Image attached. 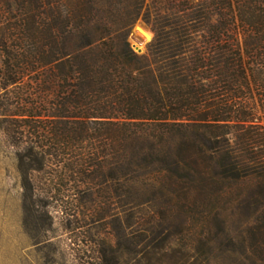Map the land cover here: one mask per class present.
<instances>
[{"label": "trees", "instance_id": "obj_1", "mask_svg": "<svg viewBox=\"0 0 264 264\" xmlns=\"http://www.w3.org/2000/svg\"><path fill=\"white\" fill-rule=\"evenodd\" d=\"M0 117L86 154L106 198L161 203L155 254L264 264V0H0Z\"/></svg>", "mask_w": 264, "mask_h": 264}, {"label": "rangeland", "instance_id": "obj_2", "mask_svg": "<svg viewBox=\"0 0 264 264\" xmlns=\"http://www.w3.org/2000/svg\"><path fill=\"white\" fill-rule=\"evenodd\" d=\"M235 23L240 26L238 19ZM140 31L150 38L138 52L134 47ZM153 38L141 18L128 41L143 56ZM240 43L244 45L242 37ZM18 133L16 124L0 117V264H195L188 239H175L172 250L155 254L166 232L145 221L161 203H121L116 188L108 199L99 193L93 169L84 172L86 154L31 143ZM241 225L235 217L234 226ZM141 244L150 245L148 256L139 254ZM202 260L197 263L206 264Z\"/></svg>", "mask_w": 264, "mask_h": 264}, {"label": "bare ground", "instance_id": "obj_3", "mask_svg": "<svg viewBox=\"0 0 264 264\" xmlns=\"http://www.w3.org/2000/svg\"><path fill=\"white\" fill-rule=\"evenodd\" d=\"M138 37L140 38V39H139L140 41H139L137 44L135 43V45H136L137 48H139V49L141 50L143 44H144L147 40H149V38H150V34L147 33V32H145V31H140V33L138 34Z\"/></svg>", "mask_w": 264, "mask_h": 264}, {"label": "water", "instance_id": "obj_4", "mask_svg": "<svg viewBox=\"0 0 264 264\" xmlns=\"http://www.w3.org/2000/svg\"><path fill=\"white\" fill-rule=\"evenodd\" d=\"M138 36V35H137ZM138 38V40H139V37H137ZM135 48V50H137L138 52H141V50L139 49V48H137L136 46L134 47Z\"/></svg>", "mask_w": 264, "mask_h": 264}]
</instances>
